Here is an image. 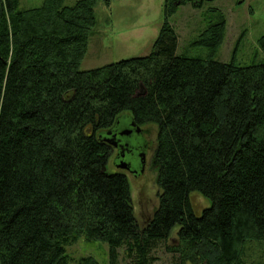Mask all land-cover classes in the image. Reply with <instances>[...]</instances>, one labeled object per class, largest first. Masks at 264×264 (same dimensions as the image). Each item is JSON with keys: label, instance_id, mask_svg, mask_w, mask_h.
<instances>
[{"label": "trees", "instance_id": "trees-1", "mask_svg": "<svg viewBox=\"0 0 264 264\" xmlns=\"http://www.w3.org/2000/svg\"><path fill=\"white\" fill-rule=\"evenodd\" d=\"M207 1L165 0L149 55L83 71L96 7L112 0H0V264H72L82 238L106 244L109 264L120 250L155 264L175 229L178 264H244L245 246L264 242V63L217 59L222 13L193 42L206 58L178 54L172 17ZM126 117L157 129L162 193L143 229L128 177L107 169L106 132ZM194 192L211 203L200 216Z\"/></svg>", "mask_w": 264, "mask_h": 264}, {"label": "rangeland", "instance_id": "rangeland-1", "mask_svg": "<svg viewBox=\"0 0 264 264\" xmlns=\"http://www.w3.org/2000/svg\"><path fill=\"white\" fill-rule=\"evenodd\" d=\"M79 0H65V6H73ZM165 0H112L108 8L102 2L96 7L98 25L96 35L89 41V49L81 64V70H92L111 63L151 53L152 43L162 26V9ZM44 0H20V9L42 6ZM222 13L227 21L225 40L217 59L222 62L235 60L238 65H249L254 60L264 63V53L259 51L258 40L264 35V0H211L201 9L190 4L181 6L172 17V26L179 36L178 54L189 58L204 59L208 49L193 42L211 22L219 20ZM95 34V33H94ZM154 150L144 176L135 178L127 174L130 183L134 214L140 228H145L159 207L161 188L157 183L158 171L153 164L157 146V129L152 126ZM115 152L108 162V172L116 173ZM196 215L200 216L211 203L201 194H191ZM175 229L168 243H161L152 253L155 264H178L179 254L168 250L178 245ZM72 264L83 257H92L99 264H109V249L100 242L79 240L67 249ZM121 264H126L124 251L120 250ZM244 264H264V242H252L245 246Z\"/></svg>", "mask_w": 264, "mask_h": 264}, {"label": "flooded vegetation", "instance_id": "flooded-vegetation-1", "mask_svg": "<svg viewBox=\"0 0 264 264\" xmlns=\"http://www.w3.org/2000/svg\"><path fill=\"white\" fill-rule=\"evenodd\" d=\"M105 138L113 141L107 143L111 152L116 154L115 165L119 172L135 178L145 175L150 164V155L154 150L151 126H139L131 118L126 117L118 120L106 132ZM120 165H125V168H119Z\"/></svg>", "mask_w": 264, "mask_h": 264}, {"label": "water", "instance_id": "water-1", "mask_svg": "<svg viewBox=\"0 0 264 264\" xmlns=\"http://www.w3.org/2000/svg\"><path fill=\"white\" fill-rule=\"evenodd\" d=\"M129 134V132H127ZM108 143H113L112 139H106ZM119 168H125V165H120Z\"/></svg>", "mask_w": 264, "mask_h": 264}, {"label": "crops", "instance_id": "crops-1", "mask_svg": "<svg viewBox=\"0 0 264 264\" xmlns=\"http://www.w3.org/2000/svg\"><path fill=\"white\" fill-rule=\"evenodd\" d=\"M98 24H99V23H98ZM98 26H99V25H98ZM94 35H96V32H95V34H94ZM94 35H93V36H94ZM152 45H153V43H152Z\"/></svg>", "mask_w": 264, "mask_h": 264}]
</instances>
